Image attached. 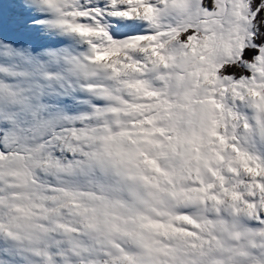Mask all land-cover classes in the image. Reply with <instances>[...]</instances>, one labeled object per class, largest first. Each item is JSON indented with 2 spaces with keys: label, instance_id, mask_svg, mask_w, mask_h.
<instances>
[{
  "label": "snow or ice",
  "instance_id": "1",
  "mask_svg": "<svg viewBox=\"0 0 264 264\" xmlns=\"http://www.w3.org/2000/svg\"><path fill=\"white\" fill-rule=\"evenodd\" d=\"M0 264H264V0H0Z\"/></svg>",
  "mask_w": 264,
  "mask_h": 264
}]
</instances>
